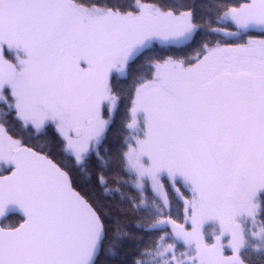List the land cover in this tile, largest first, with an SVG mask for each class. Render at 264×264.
Segmentation results:
<instances>
[{
  "label": "snow or ice",
  "instance_id": "6c2138e0",
  "mask_svg": "<svg viewBox=\"0 0 264 264\" xmlns=\"http://www.w3.org/2000/svg\"><path fill=\"white\" fill-rule=\"evenodd\" d=\"M0 264H264V0H0Z\"/></svg>",
  "mask_w": 264,
  "mask_h": 264
}]
</instances>
